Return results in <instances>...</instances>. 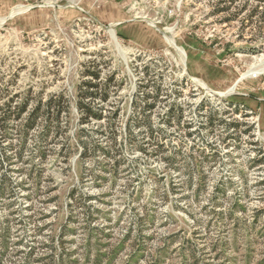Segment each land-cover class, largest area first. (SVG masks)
<instances>
[{
	"label": "rangeland",
	"instance_id": "1",
	"mask_svg": "<svg viewBox=\"0 0 264 264\" xmlns=\"http://www.w3.org/2000/svg\"><path fill=\"white\" fill-rule=\"evenodd\" d=\"M86 69L120 84L107 104L121 100L123 161L111 171L100 151L81 179L77 154L71 170L52 157L37 192L16 162L0 264H264V0H0L1 87L65 91L75 130ZM154 83V136L133 118L143 129L125 146L134 95ZM174 98L179 123L168 120ZM209 108L242 124L228 129L219 114L210 124Z\"/></svg>",
	"mask_w": 264,
	"mask_h": 264
},
{
	"label": "trees",
	"instance_id": "2",
	"mask_svg": "<svg viewBox=\"0 0 264 264\" xmlns=\"http://www.w3.org/2000/svg\"><path fill=\"white\" fill-rule=\"evenodd\" d=\"M233 1L221 0V2L230 3ZM82 75L75 100V106L80 114L75 130H72L70 122L71 101L65 91L49 94L45 99L42 94L34 93L31 89L12 93L9 87L0 85V100H2L0 102V200L14 194L16 186L13 177V172L16 170L14 164L19 161L26 163V166L18 170L25 173L27 180L34 184V192L42 186L46 163L52 157L61 159L63 163L68 164L67 169L71 170V159L77 154L79 177L82 179L90 170L88 162L94 160L102 151L112 160L111 171L117 172L123 161L122 158L116 157L118 153H121L117 150L116 144L117 133L121 129L120 115L123 108L121 100L112 107H108L107 101L112 93H117L120 84L118 83L117 88L113 90L116 85V76L110 74L103 78L100 70L86 69ZM152 87V92H147L144 88L145 90H137L134 95L131 103L134 111L122 130L125 146L130 141L136 140L143 128L149 133L150 138L154 136L156 128H154L152 113L159 102L162 89L155 83ZM236 101H238L236 98H229L228 103L232 105L237 103ZM139 102L140 106H138ZM169 105L168 120L179 123L183 117V107L175 98ZM234 111L238 112L239 108H235ZM224 113L219 112L218 109L209 108L206 113L208 123H213L214 116L219 114L220 123L227 125L228 129L237 130L242 123L237 119L228 122L222 117ZM133 118L137 120L135 126L144 125L143 128L140 127L139 132H135L132 128ZM102 120H104L102 123L98 122ZM157 129L164 132V129L159 126ZM101 133L107 136L106 147L100 144L98 135ZM163 145V143L157 144L156 152H159ZM142 149L146 150V148ZM166 159L171 164L176 161L173 155ZM189 162L191 161L189 160L188 164ZM46 178L53 179L51 176ZM69 196L76 200L83 194L76 186L71 189ZM9 232V225H2L0 222V250L7 248ZM2 255L0 254V263L3 259Z\"/></svg>",
	"mask_w": 264,
	"mask_h": 264
},
{
	"label": "bare ground",
	"instance_id": "3",
	"mask_svg": "<svg viewBox=\"0 0 264 264\" xmlns=\"http://www.w3.org/2000/svg\"><path fill=\"white\" fill-rule=\"evenodd\" d=\"M168 38H169V37H168ZM170 38H171V37H170ZM170 42H171L172 44H174V42H173L172 39H170ZM251 74H252V73L247 72V73L243 74L242 77H246V76H249V75H251ZM237 84H238V83H235V84L230 88L229 92H234V91L236 90Z\"/></svg>",
	"mask_w": 264,
	"mask_h": 264
},
{
	"label": "water",
	"instance_id": "4",
	"mask_svg": "<svg viewBox=\"0 0 264 264\" xmlns=\"http://www.w3.org/2000/svg\"><path fill=\"white\" fill-rule=\"evenodd\" d=\"M208 89H209V88H208ZM210 91H211V92H213V93H215V91H214V90H212V89H210ZM220 95H221V94H220Z\"/></svg>",
	"mask_w": 264,
	"mask_h": 264
}]
</instances>
